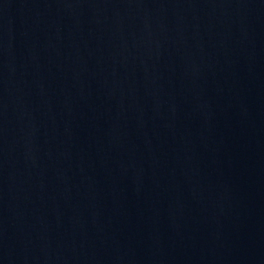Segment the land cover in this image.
I'll list each match as a JSON object with an SVG mask.
<instances>
[{"label":"water","instance_id":"water-1","mask_svg":"<svg viewBox=\"0 0 264 264\" xmlns=\"http://www.w3.org/2000/svg\"><path fill=\"white\" fill-rule=\"evenodd\" d=\"M261 161L264 0H0V246Z\"/></svg>","mask_w":264,"mask_h":264}]
</instances>
